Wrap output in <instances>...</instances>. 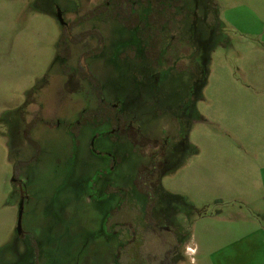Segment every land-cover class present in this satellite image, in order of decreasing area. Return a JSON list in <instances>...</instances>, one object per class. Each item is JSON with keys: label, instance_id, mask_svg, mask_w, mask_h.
<instances>
[{"label": "rangeland", "instance_id": "rangeland-1", "mask_svg": "<svg viewBox=\"0 0 264 264\" xmlns=\"http://www.w3.org/2000/svg\"><path fill=\"white\" fill-rule=\"evenodd\" d=\"M58 10L93 33L63 47ZM173 242L174 264H264V0H0V264Z\"/></svg>", "mask_w": 264, "mask_h": 264}, {"label": "flooded vegetation", "instance_id": "flooded-vegetation-1", "mask_svg": "<svg viewBox=\"0 0 264 264\" xmlns=\"http://www.w3.org/2000/svg\"><path fill=\"white\" fill-rule=\"evenodd\" d=\"M141 3V2H140ZM106 4V3H104ZM103 4H98V5H95L90 11L91 13L93 12L92 15L94 14H97L99 12H95L94 13V10L96 7H101ZM107 5V4H106ZM103 10V9H102ZM101 10V11H102ZM90 11L86 14L87 17L89 16H92ZM100 11V12H101ZM53 18L57 21L59 27H60V36H59V41L61 44H63V47H65V44L66 42H69V43H74V44H77L79 42H82L83 40H85L87 37H89V35H91V32L92 30H86V31H82V32H79V33H75L73 34V24L72 22H69V21H66L64 18H63V15H62V12L60 10H58L57 12L54 13L53 15ZM90 31V32H89ZM93 33V32H92ZM95 33V32H94ZM101 43V41H100ZM95 48V47H94ZM93 50L95 51L96 49ZM101 48V47H99ZM67 52V51H66ZM65 52V53H66ZM86 51L83 52L84 56L86 55ZM63 51H60V54H62ZM79 73L82 75L84 70H83V67L81 65H79ZM66 73H67V70H64ZM75 77H78L75 75ZM73 80L77 81L78 82V79H72L71 77H69L68 79V82H67V85H70L71 82H73ZM103 100V99H102ZM83 116V115H82ZM112 115H106L104 117H101L99 118V120L101 121H104V120H108L111 118ZM98 119H94V117H92L91 119H87L85 123H88L89 121H92V122H96ZM156 141L154 142V144H150L153 148L154 146H156ZM149 157H152L154 159L155 162H152L151 161V169H152V172H154L155 170L159 169L160 166L162 165V162L159 160L158 158V154L156 153V151H153L152 153L149 154ZM143 171V170H142ZM144 173V172H143ZM138 180V179H137ZM140 180H141V175H140ZM142 181H143V177H142ZM22 234V231L18 232V235L21 236ZM141 239V238H140ZM177 239V238H176ZM179 239H177V242L179 243ZM175 242L171 243L173 246V252H174V256L177 257L178 254H177V245L178 244H174ZM176 252V253H175Z\"/></svg>", "mask_w": 264, "mask_h": 264}, {"label": "trees", "instance_id": "trees-1", "mask_svg": "<svg viewBox=\"0 0 264 264\" xmlns=\"http://www.w3.org/2000/svg\"><path fill=\"white\" fill-rule=\"evenodd\" d=\"M106 8V4H103L101 7H96L95 10H94V13L95 12H100L102 9ZM91 13V11H90ZM93 14V12L91 13V15ZM83 118V117H82ZM85 119V118H84ZM82 120V119H81ZM83 122H85V120H83ZM181 242V241H180ZM166 256L164 257V259L162 261H160L159 264H174V261L173 259L175 258L174 256V252H173V247L170 246L169 249H167L164 253ZM183 256L180 258L182 259Z\"/></svg>", "mask_w": 264, "mask_h": 264}, {"label": "water", "instance_id": "water-1", "mask_svg": "<svg viewBox=\"0 0 264 264\" xmlns=\"http://www.w3.org/2000/svg\"><path fill=\"white\" fill-rule=\"evenodd\" d=\"M17 230L18 232L21 231V208L19 210L18 219H17Z\"/></svg>", "mask_w": 264, "mask_h": 264}]
</instances>
